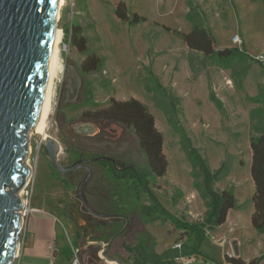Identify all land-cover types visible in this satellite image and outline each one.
<instances>
[{
	"label": "rangeland",
	"instance_id": "obj_1",
	"mask_svg": "<svg viewBox=\"0 0 264 264\" xmlns=\"http://www.w3.org/2000/svg\"><path fill=\"white\" fill-rule=\"evenodd\" d=\"M120 1L129 15L135 13L147 21L132 26L119 20L115 8ZM190 14L194 16L188 21ZM194 21L211 33L215 50L236 48L244 51L247 58L233 63L211 61L190 50L180 34L188 33ZM74 27L80 28L86 41V54L101 59L96 74L80 71L86 54L71 45ZM58 29L63 34L60 60L64 67L74 65L79 69L83 90L77 103L63 107V69L54 80L47 135L59 140L63 119L67 120L68 130H63L69 137H74L72 125L76 123L101 125L107 120L103 111L111 100L141 102L163 136L168 161L163 178L149 174L137 139L126 126L120 125L123 135L117 144L106 139L108 133L102 131L93 140V149L134 160L142 186L148 185L162 208L184 221L201 222L206 207L195 189L200 179L194 178L198 172L192 168L190 151L197 152L211 173L222 165L229 167V173H240V162L251 154L250 139L264 129V68L255 60L264 53V0H64ZM236 36L241 44L233 42ZM105 126L109 124L102 127ZM30 136L31 153L26 163L32 176L21 195L30 208L41 206L55 217L58 248L71 246L72 263L130 264V252L138 249L137 245L141 254L149 258L181 244L182 232L170 222H149L140 212L148 200L143 189L138 193V177L130 170L122 179L104 172L107 181L102 183V193L113 195V187L123 192L122 198L110 201L109 214L123 215L126 211L129 222L121 235L107 241L98 226L102 221L95 223L84 216L75 200L78 181L58 174L44 156L38 138ZM62 152L67 153L64 149ZM98 164L111 167L105 161ZM101 168L95 167L96 172ZM97 173L94 182L101 178ZM194 191L198 195L195 201L191 196ZM102 193L96 189L101 203L105 199ZM83 196L91 208L97 209L98 202L92 201L89 193ZM111 218L118 223L116 217ZM23 239L22 232L20 248Z\"/></svg>",
	"mask_w": 264,
	"mask_h": 264
},
{
	"label": "water",
	"instance_id": "obj_2",
	"mask_svg": "<svg viewBox=\"0 0 264 264\" xmlns=\"http://www.w3.org/2000/svg\"><path fill=\"white\" fill-rule=\"evenodd\" d=\"M62 0H0V264H13L19 254V236L25 219L19 195L32 171L26 159L31 153L29 134L40 139L44 156L61 175L83 169L85 178L76 188L75 200L81 209L97 220L108 219L93 213L82 197V186L91 177L90 164L105 157L80 160L63 166L67 153L51 136L43 137L41 123L51 76L52 49L57 36L58 6ZM65 104L79 99L82 79L76 66L64 67ZM79 136H93L96 127L77 123Z\"/></svg>",
	"mask_w": 264,
	"mask_h": 264
},
{
	"label": "trees",
	"instance_id": "obj_3",
	"mask_svg": "<svg viewBox=\"0 0 264 264\" xmlns=\"http://www.w3.org/2000/svg\"><path fill=\"white\" fill-rule=\"evenodd\" d=\"M191 10V7H190ZM193 10V8H192ZM190 12V11H189ZM115 14L122 22H127L129 25L137 26L144 23L147 20L143 17L133 13L128 14L126 5L123 1H120L115 8ZM194 15L187 17L188 21H191ZM165 29L168 27L163 26ZM71 36V45L77 48L82 53H87L86 41L80 35L81 30L79 27H74ZM181 38L185 42L186 46L193 51L199 52L211 61H226L233 63L235 61L247 58L244 51H239L236 48H225L221 50L214 49L213 36L210 32L206 31L200 23H191V30L188 33H181ZM101 66V59L95 55H88L80 65V70L87 74H96L99 72ZM108 121L115 124L126 126L130 128L137 139L139 148L145 156L148 172L155 178H163L168 170V161L164 155V141L162 134L156 129L155 121L152 114L147 108L137 100L130 101H117L111 100L107 109L103 111ZM258 136L250 139V149L252 155V162L250 167V175L254 184V192L251 197L253 204V214L251 216V225L253 229L264 234V129L257 131ZM193 164L192 168L198 172V175L194 178H199L200 183L195 185L196 191L204 201L206 207V213L201 222H187L183 219L177 218L170 212H167L158 200L149 191L148 185L144 184L138 177V193L143 189L145 191L148 204L141 208L140 212H143L149 222L156 220H162L163 222H170L177 230L182 232V236L179 241L181 242L180 249H169L164 251L160 255H151L149 258L145 257L139 251V248L134 250L130 260V264H179L177 261L181 257H190L199 255L200 244L206 239L207 232H210L215 227L222 225L226 220L227 212L236 208V201L234 199L232 189L216 192L213 189L214 183L224 178L230 171L229 167L222 165L216 172L211 173L206 163L199 157L195 150H191ZM104 168H106L104 166ZM108 176L110 174L116 178H125L126 172H118L116 169L109 167L105 169ZM115 175V176H114ZM124 180V179H123ZM116 183V182H115ZM118 184V183H117ZM117 184L115 186H117ZM102 187L98 188L97 192L102 193ZM113 195L105 196V199L96 210L100 214H108L111 217H116V221L111 219L109 221H102L99 227L103 230V237L106 240L121 235L127 223L126 211L123 215L112 216V208L109 206L110 201L113 199L118 200L122 198L123 192L118 191L113 187ZM111 193V192H110ZM121 194V195H120ZM88 207L91 209L89 202ZM97 223V220H93ZM76 246V243H73ZM73 253L71 246L57 249L55 255L54 264H72ZM148 258V259H147ZM264 259V256L255 258L247 264H258L260 260ZM220 264V263H218ZM222 264H246L241 257L226 255L225 261Z\"/></svg>",
	"mask_w": 264,
	"mask_h": 264
},
{
	"label": "crops",
	"instance_id": "obj_4",
	"mask_svg": "<svg viewBox=\"0 0 264 264\" xmlns=\"http://www.w3.org/2000/svg\"><path fill=\"white\" fill-rule=\"evenodd\" d=\"M251 162L252 155L249 154L245 161L240 162L243 164L241 171H238L240 173L231 171L216 182L214 186L216 192L232 187L236 208L227 212L222 225L207 232L194 264H222L226 255L241 257L247 264L255 258L264 256V234L256 232L251 225L253 214L251 197L254 192L250 175ZM239 177L242 180H239ZM195 192L191 194L193 201L198 196ZM32 208L25 217L24 239L15 260L16 264H54L58 249L57 221L41 206L36 205ZM258 264H264V259Z\"/></svg>",
	"mask_w": 264,
	"mask_h": 264
},
{
	"label": "flooded vegetation",
	"instance_id": "obj_5",
	"mask_svg": "<svg viewBox=\"0 0 264 264\" xmlns=\"http://www.w3.org/2000/svg\"><path fill=\"white\" fill-rule=\"evenodd\" d=\"M77 70H78V73H79V75L81 77V74H80L81 70L79 71L78 68H77ZM81 79H82V77H81ZM82 90H83V79H82V87H81V90H80V93H79V97H80V94H81ZM64 97H65V95H64ZM64 103H65V98H64ZM68 106L71 107L72 105H69V104H67V106H66V104L63 105V107H68ZM61 108H62V106H61V104H59V106H58V112L59 113H61V111H62ZM80 123H84V124L87 123V124L94 125L96 127V133L93 136H79V135L75 134L74 131H73L74 137H72V136L69 137L67 135V131L64 132V130H63V128H65V130H68L67 120L63 119L62 124H60V129H59V133H58V137H59L58 139L59 140H57V141L60 144L61 151H62V149H64L67 152V159H66L67 162L66 163L65 162L60 163L61 165L70 166V165H72V164H74V163H76V162H78L80 160L94 159V158H98V157H105L106 160H104V161L105 162H109L111 167L116 169L118 172L125 173L126 170H130L133 174L138 176V173H137V170H136V162L134 160L128 159V158H123V157L116 156V155H113V154L98 153V152H96L93 149V145H94L93 140L98 138L99 136H101V134H102L101 132L102 131H106V133H108V135L105 136L106 139L111 141V143L117 144L118 141L121 140L122 135H123V130L120 128V125L115 124L113 122H110L108 120H104L101 125H98V124L96 125L94 122H90V121H83V122H80ZM106 124L107 125L109 124V126L108 127L107 126L102 127V126H104ZM111 127H113V128H111ZM70 129H71V127H70ZM118 130H119V132H118ZM71 131H72V129H71ZM70 159H71V161H70ZM99 166H102L103 168L100 169L101 172L97 173L96 172L97 169H95V167H99ZM88 167L91 170V177L88 180V182L82 186V189H81L82 197L84 199L85 204L87 205V202H86L87 198H86V196L85 197L83 196V194L85 192H87L93 198L92 201L98 202V205L100 206L101 205L100 204L101 201L95 194H96V189L98 190V188L102 187V183L105 184V182L107 181L106 177H104V172H105L106 168H104L103 165H99L98 163L90 164V165H88ZM95 173H97L98 176L101 177V178L94 182ZM85 175H86L85 171L83 169H79L77 171L64 174L62 176H65V177H67L69 179H72L74 181H78V184H79L81 181H83V179L85 178ZM107 176H108V174H107ZM76 188H77V186H76ZM78 204L80 206L79 202H78ZM90 210L93 213L107 216L108 219H105V220H111L112 219L110 215H108V214H100L99 211L96 210V209L91 208ZM83 214H84V216L87 215L85 212ZM87 216H89V215H87ZM89 217L94 219V220H97V218H94L92 216H89ZM105 220L102 219V220H97V221H105Z\"/></svg>",
	"mask_w": 264,
	"mask_h": 264
},
{
	"label": "bare ground",
	"instance_id": "obj_6",
	"mask_svg": "<svg viewBox=\"0 0 264 264\" xmlns=\"http://www.w3.org/2000/svg\"><path fill=\"white\" fill-rule=\"evenodd\" d=\"M64 4V0H62L61 4L58 6V13H57V18L60 16V10ZM57 30V36L55 38V41L53 43V49H52V63H51V76H50V82L47 88V94H46V105L43 113V119L41 123V134L43 137H47V131L49 129L48 125V118H49V113H50V108H51V101H52V96L55 88H54V80L63 72L64 66L60 60V48L59 45H61L62 41V31L58 29V25L55 28ZM57 82V81H56ZM34 131V130H33ZM33 131L30 132L28 139L31 138L30 135H34ZM32 133V134H31ZM36 136V135H35ZM38 138V136H36ZM39 143L41 145L40 139L38 138ZM30 146V145H29ZM31 149V148H30ZM20 192V196H21ZM22 198V196H21Z\"/></svg>",
	"mask_w": 264,
	"mask_h": 264
},
{
	"label": "built area",
	"instance_id": "obj_7",
	"mask_svg": "<svg viewBox=\"0 0 264 264\" xmlns=\"http://www.w3.org/2000/svg\"><path fill=\"white\" fill-rule=\"evenodd\" d=\"M233 42H234L235 44H241V41H240L239 37H237V36L234 37ZM255 60H256V62H257L258 64L261 65V67L264 68V53L259 54V55L255 58ZM28 183H29V181H28ZM28 183H27V185H28ZM27 185H26V187H27ZM26 187H25V188H26ZM25 188H24V189H25ZM24 189H23V190H24ZM21 196H22V195H21ZM22 199H23V203H24V208H23V210H22V212H21V215H22V217L25 219V217L27 216L28 212L31 211L32 209L27 205V200H24L23 197H22ZM24 227H25V226H24ZM24 230H25V228H23V231H22L23 234H24ZM180 247H181V244L176 245L173 249H180ZM195 258H196V256L181 257V258H179L177 261L179 262V264H194V263H195ZM72 264H78V261L75 260Z\"/></svg>",
	"mask_w": 264,
	"mask_h": 264
}]
</instances>
